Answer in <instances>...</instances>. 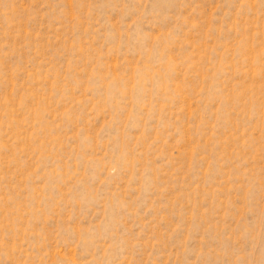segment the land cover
I'll use <instances>...</instances> for the list:
<instances>
[{"label":"rangeland","instance_id":"374dc122","mask_svg":"<svg viewBox=\"0 0 264 264\" xmlns=\"http://www.w3.org/2000/svg\"><path fill=\"white\" fill-rule=\"evenodd\" d=\"M0 264H264V0H0Z\"/></svg>","mask_w":264,"mask_h":264}]
</instances>
